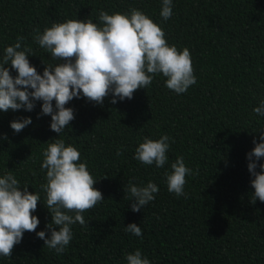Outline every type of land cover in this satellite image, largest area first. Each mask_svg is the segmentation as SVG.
I'll use <instances>...</instances> for the list:
<instances>
[{
    "label": "trees",
    "instance_id": "16d2710c",
    "mask_svg": "<svg viewBox=\"0 0 264 264\" xmlns=\"http://www.w3.org/2000/svg\"><path fill=\"white\" fill-rule=\"evenodd\" d=\"M133 8L163 28L169 45L190 50L197 83L178 95L159 74L147 89L116 104L112 94L102 106L74 98L66 107L75 119L61 136L51 130V116L40 115L42 102L31 112L0 111V176L12 171L41 197L33 213L38 228L25 232L0 264H127L126 255L137 249L151 264H264V202H251L247 159L253 140L264 135V116L253 111L264 101V0H173L167 21L160 16L162 0H0V57L22 36L32 49L30 63L42 74L45 63L59 61L34 42L35 29L43 33L68 19L99 23L101 9ZM11 74L18 75L14 69ZM26 117L32 124L16 133L10 122ZM163 135L170 137L164 167L134 159L145 137ZM59 137L80 151L104 200L83 213L89 226H71L73 239L58 255L37 232L51 236L41 165L44 150ZM179 156L193 175L186 177L187 195L178 197L168 191L166 173ZM129 181H151L160 189L140 212L131 209ZM132 223L142 237L125 231Z\"/></svg>",
    "mask_w": 264,
    "mask_h": 264
},
{
    "label": "clouds",
    "instance_id": "9594fccd",
    "mask_svg": "<svg viewBox=\"0 0 264 264\" xmlns=\"http://www.w3.org/2000/svg\"><path fill=\"white\" fill-rule=\"evenodd\" d=\"M172 15L173 0H162L160 16L167 21ZM98 20L99 23L91 19H68L53 23L43 33L35 29L34 42L50 54L51 60L59 61L44 62L47 66L42 74L30 63L32 49L24 45V37L18 36L15 44L7 46L0 57V111L31 112L36 102H42L40 115H50L51 130L61 136L75 119L74 109L66 107L74 98L82 96L102 106L112 94L111 103L116 104L117 98L130 100L138 89H147L159 74L166 77L165 86L178 95L197 83L190 50L185 47L181 51L169 45L163 28L141 10L133 8L130 13L109 14L101 9ZM13 69L18 73L15 77L11 74ZM253 111L264 116V101ZM31 124V117H26L11 121L10 127L19 133ZM169 140L168 135L158 140L145 137L136 148L134 159L145 165L164 167L169 159ZM253 143L255 147L247 159L248 170L254 177L251 202L255 204L257 199L264 202V164L258 163L264 158V135ZM121 154L118 150L117 155ZM43 157L41 167L46 170L47 182L41 187L52 215V222L46 226L51 236L46 231L37 232V236L59 255L73 239L71 226L76 223L89 226L83 213L102 202L104 196L94 187L97 180L87 162H80L81 153L75 146H66L59 137L48 144ZM171 169L166 173L168 191L178 197L186 196V177L193 175V170L186 166L183 156L177 157ZM125 191L130 196L132 211L140 212L155 200L160 189L151 181L145 186L129 181ZM39 201L40 195L29 192L28 185H21L12 171L0 176V256L11 258L24 233L36 231L40 220L33 213ZM125 231L143 235L136 223L126 226ZM125 258L127 264H151L139 249Z\"/></svg>",
    "mask_w": 264,
    "mask_h": 264
}]
</instances>
